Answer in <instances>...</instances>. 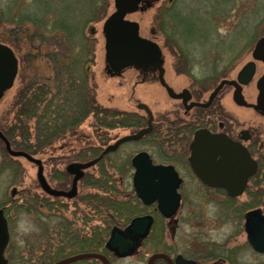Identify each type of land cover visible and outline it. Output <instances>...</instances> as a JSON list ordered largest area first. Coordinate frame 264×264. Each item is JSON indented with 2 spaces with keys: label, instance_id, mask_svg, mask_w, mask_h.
I'll return each instance as SVG.
<instances>
[{
  "label": "rangeland",
  "instance_id": "374dc122",
  "mask_svg": "<svg viewBox=\"0 0 264 264\" xmlns=\"http://www.w3.org/2000/svg\"><path fill=\"white\" fill-rule=\"evenodd\" d=\"M113 11V0H0V38L15 49L19 66L14 87L5 93L0 102V131L13 132L15 121V143L24 141L20 135V126L25 122L19 123L18 118L21 114L27 117L28 123L25 124L30 131L29 141L34 146L39 141H44V136L37 137L39 132L43 135L49 132L50 128L52 130L56 125L64 124L68 114L78 119L71 125L75 132L69 136L72 138L64 142L66 147L63 146V140L54 144L50 150L43 145L42 148L30 147L36 153L33 154L34 158L42 162L43 174L52 187L57 188L58 185L57 179L52 175L64 169L65 162L77 155L74 150L92 146L103 148L111 144L115 137L128 132L124 125L113 129L109 127V109L117 113L136 112V103H144L155 117H160L166 112L169 113L174 106V102L168 101L156 84H135L139 77L133 70L125 71L121 77L111 78L112 74L105 64L102 24ZM127 19L139 25L142 37L157 40L159 38L161 41L163 38H169L165 49L168 81L174 88L180 89L190 86L193 78L191 75H178L173 71L177 59L170 51L174 49L175 54L176 51L179 55L182 53L190 58V61L194 56L195 69L192 73L197 79L206 77L207 73L203 72L208 71L207 61L211 62L213 55L222 54V60L227 58L229 61L243 52V62H246L254 44L264 36V0H158L153 6H146L127 16ZM152 29L155 33H151ZM230 62L227 63L228 73L232 66L234 69L228 74V78L239 68H235L236 64L230 65ZM84 67L90 69V82L94 89L93 96L89 97L92 99L89 108L79 100L85 94ZM200 69L206 70L199 71ZM39 84L51 89L52 94L50 97L48 94L42 95L37 103L29 104L25 100L31 94L24 93V89L28 86L30 89H36ZM252 86L253 84L244 89L245 99L250 104L255 103L257 94V90H253ZM230 94L229 90L227 104L224 106L228 120L236 127V121L242 122L244 119L246 126L248 117H252L248 126L259 124L263 131L260 133L261 141L264 143V115L260 112L232 109ZM102 121L106 124L105 127L98 125V122ZM126 148H123L120 154L134 149L133 146ZM122 155L126 157V154ZM116 156L118 155H109L103 164L106 171L118 173L119 178L122 172L121 169L118 170V163L114 160ZM81 159L84 162L90 158L84 154ZM93 169H89L87 175L93 176ZM257 179L259 185L255 188L262 192L264 176L258 175ZM97 181L99 185H103L105 180H101L99 175ZM110 183L113 184L111 181ZM128 183L126 186H119L122 191L119 198H124V191H127L126 194L130 191V181ZM14 187L19 199L28 193L35 196L40 194L36 167L23 158L12 160L6 154L0 153V207H4L8 212H13V206L4 199ZM250 187L253 188L252 184ZM84 188L82 185L79 187L83 193L86 190ZM86 192L94 194L93 191ZM107 193V190L104 193L100 191L104 197ZM182 193L186 199L176 215L178 225L174 237L175 244L180 251L183 250L184 257L190 258L196 251L205 254L208 249L213 248L210 243L221 244L228 241L229 247L242 244L245 246L240 264H264V256L253 254L247 249L245 234L240 232L243 225L242 214L245 211L239 214L227 213L230 210H221L220 201L202 203L200 200H193L189 194L193 196L203 193L199 187H190L187 183ZM63 202H67L69 206L63 209L65 217L70 219L75 215V218H79L85 213V222L88 221V216L93 211L91 203L85 204L83 208L73 209V202ZM254 203H249L248 207H252ZM88 204H91L90 207H87ZM32 205L30 212L15 223L13 241L23 256L20 261L16 260L15 264H47L48 261H43L44 252L51 251L54 254L52 249L63 244V236L57 235L58 232L62 234L65 229L60 211L50 213L46 208L39 211L36 209L38 203L33 202ZM75 209L84 212H73ZM97 218L99 217L94 220ZM22 220L43 228L45 232L48 230L50 238L47 240L41 230L37 232L41 238L33 237L37 228L22 234L18 230V222ZM81 224L74 223L73 227ZM166 232L167 239L170 240L171 231L167 229ZM149 255L150 251L142 249L138 256L126 259L125 264H146ZM37 258H40V261L37 262ZM31 259L33 261H30ZM233 259L235 261V256ZM216 262L230 264L224 259H218ZM211 263L208 261V264Z\"/></svg>",
  "mask_w": 264,
  "mask_h": 264
},
{
  "label": "flooded vegetation",
  "instance_id": "af4514ba",
  "mask_svg": "<svg viewBox=\"0 0 264 264\" xmlns=\"http://www.w3.org/2000/svg\"><path fill=\"white\" fill-rule=\"evenodd\" d=\"M158 0H144L139 5V10L145 8L146 6L149 8L153 6ZM136 12V13H137ZM151 33H155V30L152 29ZM145 38V37H144ZM152 42H155L161 52L162 58V79L164 83L160 81V73L159 71H155L149 69L146 72L138 71L133 68L125 69L119 74H114L109 71L112 75L111 78L115 79L116 77H121L124 75L125 71L133 70L139 80L135 82V84H156L158 87L166 95L168 101H173L174 106L171 111L165 114H162L160 117H155L149 107L144 103H136V112H115L114 110H110V123L109 127L113 129L114 127H125V130L128 132L123 133L121 136H117L112 140V143L107 145L106 147L100 148L98 146H92L87 148H79L76 151L77 155L65 163V168L59 170L54 176V179H57L58 185L57 188L52 187L51 184L45 178L47 184L50 186L51 189L57 191H63L68 193L72 189V182L74 178V174H71L67 171V166L73 163H86L90 162L94 159L98 158V161L88 168L84 169L82 177L77 181L76 187L74 189L73 195L71 197L67 196H53L50 195L42 190L39 186L40 194H27L25 197L19 199V195L17 197V190L16 188H12L9 195H6L5 202L12 203L13 212L7 211L4 207H0V210L3 212V216L7 222V231H8V243L6 248L3 252V259H5L6 264H15L16 260H21L22 255L15 247V223L26 214L25 209L28 205L33 206L32 203H38V208L43 210L46 208L50 213H57L61 214V218L64 221L65 229L62 234L60 232L57 233L59 236H63L62 241L63 244L58 245L54 250V254L51 251H45L43 261L47 262V264H55L56 262L68 259L73 256H77L79 254H100L103 255L109 262V264H125L126 259L133 258L138 256L140 250L145 249L150 251V255L147 257L146 264H148L149 259L155 255L160 254L165 256V258H159L154 260L153 264H178L177 258L180 257L184 261H192L196 264H208V261H211V264H219L216 262L218 259H224L225 262L230 264H240L241 256L243 251H245V246L238 245V246H231L229 247L228 241H225L221 244L217 243H210L211 249H208L205 254H201L199 251L190 255V258L184 257L183 250L180 251L175 244V231L178 225V221L176 219V215L181 208V205L184 203L186 196L182 193L183 188L185 187L186 183L192 187H199L203 194L189 196L193 200H200L202 203L209 202V201H220L221 210H224L227 213L234 212V213H244L242 214L243 217V225L240 232L245 234L244 224H245V217L248 213L254 210H261L262 214L264 215V208L261 205H252V207L245 208V204L254 203L256 201L261 202L262 196L260 195L259 189L255 188L256 183L258 182L257 177L261 174L264 176V143L261 141L260 133L263 132L259 124L248 126V123L251 121L252 117H248L246 126L244 125V119L242 122L236 121L237 125L231 123L228 120V114L224 106L227 104L228 92L230 90V106L232 109L235 110H246L252 112H258L254 109V104L248 103L247 99L244 96V89L248 88L251 84H253V90H257V83L259 79L264 74V64L261 61H257L253 59V51L256 48L258 42L261 40L259 38L257 42L254 44V47L249 53L248 60L243 62V52L238 56H235L233 61L230 62L233 58L227 61V58L222 60L224 55L216 54L210 55L213 58L211 62L207 61V73L206 77L203 79H197L193 76V69H195V62L194 56L191 58L186 57L184 54H180L176 51V54L171 50L173 57H176V67L173 68V71L180 75H191L192 76V83L190 86H183L180 89L174 88L173 84L168 81V75L166 68L167 57L165 53L166 44L168 46L169 38H163V40H158L156 38H145ZM0 45L5 46L11 50L14 57L15 49L11 47L7 42L0 38ZM171 47V45H169ZM169 48V47H168ZM178 57H177V56ZM208 60V59H207ZM230 62V65H235V68L239 67L237 70L234 71V75L228 78V74H231V71L234 69V66L230 68V73H228V66L227 63ZM253 63L254 65V75L246 85H241V95L243 100L245 101L246 105H237L233 101V95L235 91V86L230 84L229 82L236 81L238 74L246 67V65ZM229 65V66H230ZM262 66V67H261ZM206 69L199 71H205ZM19 66L17 63V74L13 80L12 86L7 89L4 93L1 100L3 99L6 92L12 89L15 85V81L18 77ZM90 69L87 70L84 67V75L86 81L84 82V90L85 95L87 98L88 106L89 102L92 100L91 96H93L94 89L92 88L90 80L92 77L89 76ZM219 74V75H217ZM217 75V76H216ZM255 76L257 78L255 79ZM255 80V81H254ZM39 87H44V85L39 84ZM170 88L173 95L169 94L167 88ZM30 89V88H29ZM31 92L35 89H30ZM46 94H52V90L48 87H44ZM186 91V92H183ZM258 95L255 96L254 101L256 102V98ZM187 100H185L186 98ZM69 99V98H68ZM247 101V102H246ZM226 102V103H225ZM145 106L140 107V106ZM73 112V110H71ZM140 112V113H139ZM171 113V115H169ZM121 114V115H119ZM176 114V115H174ZM99 116V114H98ZM249 116V115H248ZM120 118V119H119ZM15 120V115H14ZM78 121L76 116H72L68 114L65 117V127L61 131V133H57L51 130V140L48 142L46 147L50 150L59 141L63 140L64 142L70 135H73L75 131H73V126L69 125L73 122ZM83 121V120H82ZM81 121V122H82ZM15 121H13V132L10 131H0V153L6 154V156L10 159L15 158H23L24 157H15L10 154L11 152L15 151H23L15 149ZM104 121L101 123L98 122L99 126H106L103 124ZM214 138L217 141H222V139L228 140L233 145L238 147H243L251 157L253 161L257 164L256 173L247 180V185L244 191L239 195H230L229 191L225 188H218L209 185L205 181H203L194 171V166L192 160L196 163V167H201V163L198 162L199 155L195 158L193 157V146L195 138ZM78 139V137H76ZM118 143L117 146H115ZM133 146L132 151H125L122 154H126V157H123L120 152L123 148ZM66 147V146H64ZM108 147H115L110 151H106ZM46 148V149H47ZM9 149V150H8ZM127 149V148H126ZM25 152V151H23ZM27 153V152H25ZM145 153L150 158L153 165H159L163 167H172L173 170L176 172L178 178L181 180L179 187L176 190L177 195L180 197V205L179 208L174 216L170 219H166L162 216V214L158 211L156 203H152L151 205H145L141 199L136 194L133 178L135 174V169L133 167V159L139 155ZM29 154V153H27ZM84 154L89 156L88 161H84L81 159ZM122 156H120V155ZM31 155V154H29ZM109 155H118L114 157L116 160V164L118 163V170L121 169V177H117L118 173H111L106 171V166H104L103 162ZM33 156V155H31ZM34 157V156H33ZM158 160H156V159ZM36 159V158H35ZM221 159V156H217L215 162L217 163ZM28 161L27 159H25ZM38 160V159H36ZM29 163L35 165L36 167V179H37V170L38 166L28 161ZM41 162V161H40ZM42 165V162H41ZM201 165V166H200ZM103 166V168H102ZM205 164L203 167H206ZM43 168V165H42ZM93 169L95 174L93 176L87 175V171L89 169ZM184 173V174H183ZM43 174V170H42ZM44 175V174H43ZM100 175L102 180L109 179L113 184H109L111 187V194L106 195L105 197L100 194L99 189V182L97 181V177ZM187 176V178H185ZM45 177V176H44ZM91 177V178H89ZM129 177V178H128ZM52 179V180H54ZM130 181L131 189L125 196L119 198V194L122 192L119 190V186H126L127 183ZM15 183V182H14ZM38 183V181H37ZM227 183V182H226ZM129 184V183H128ZM252 184L253 188L250 187ZM84 186L87 191H93L94 194H90L86 192H81L79 187ZM259 185V184H258ZM257 185V186H258ZM62 188V189H61ZM109 198V201L113 203V206H117L115 208L120 207V210H112L106 213L103 211L104 216L102 215V220L100 217L101 205L106 204V199ZM62 201H61V200ZM259 199V200H258ZM264 199V198H263ZM73 202V209L74 208H83L85 204L91 203V210L90 215L88 216V221L85 222V213L83 211L73 210V212H81V218L76 217L75 215L70 219L65 217L63 214V209L69 208L67 202ZM257 202V203H258ZM66 203V204H64ZM256 204V203H254ZM88 204L87 207H90ZM255 206V207H254ZM263 208V210L261 209ZM123 209V210H122ZM246 209V210H243ZM16 210V211H15ZM102 213V214H103ZM99 217L96 220L95 217ZM142 216H150L153 218V224L149 230L148 236L141 242L140 248L136 251L134 256L128 257L125 259L115 258L114 256H110L111 254L106 251V254L102 253L99 247V238L98 233L100 227L104 226V223L109 226V233L113 228L124 229L126 226L130 224V222L134 218L142 217ZM82 223L81 226L77 225L76 228L73 227L74 223ZM92 222V223H91ZM91 223V224H89ZM94 223V224H93ZM83 225V226H82ZM36 231L33 237L41 238V235H37L38 230H41L42 233L45 234L47 240L49 237L48 230L47 232L44 231L41 227H36ZM171 231V239H167V232L166 230ZM109 236V234H108ZM173 237V238H172ZM174 240V241H173ZM245 245L247 249L251 250L253 254L260 255L251 249L249 246L247 239H245ZM207 248V247H206ZM105 249V247H104ZM203 252V250H201ZM182 252L181 254H178ZM217 253L212 255L211 253ZM201 254V255H200ZM235 256V261L233 259ZM264 256V255H261ZM48 259V260H47ZM40 261V258H37ZM50 260V261H49ZM30 261H33L31 259ZM23 262V261H21ZM242 262V261H241ZM41 263V262H39ZM38 263V264H39ZM69 264H101L98 259H85L79 260L76 262H72Z\"/></svg>",
  "mask_w": 264,
  "mask_h": 264
},
{
  "label": "water",
  "instance_id": "95a60500",
  "mask_svg": "<svg viewBox=\"0 0 264 264\" xmlns=\"http://www.w3.org/2000/svg\"><path fill=\"white\" fill-rule=\"evenodd\" d=\"M144 0H113L114 11L102 24V33L105 39V64L108 69L119 74L128 68L146 72L149 69L159 71L160 81L162 79V58L157 44L139 35V25L127 20V16L136 13L139 5ZM253 59L264 64V36L258 42L253 51ZM17 74V60L11 50L0 45V99L3 93L12 86ZM254 75V65L250 63L238 74L237 80L229 82L235 86L233 101L237 105H246L241 95V85L249 83ZM167 88V87H166ZM169 94L174 96L171 89L167 88ZM258 96L254 109L264 114V74L257 83ZM186 92V91H183ZM175 97V96H174ZM186 98V97H185ZM187 100V98L185 99ZM144 107L145 106H140ZM118 143L115 145L117 146ZM115 147H108L110 151ZM9 150V149H8ZM10 154L15 157H24L38 166L37 180L42 190L53 196L71 197L74 193L77 181L82 177L83 170L98 161L94 159L86 163H73L67 166V171L74 174L72 189L66 193L50 188L42 174V165L39 160L30 155L15 151ZM199 155L198 162L201 167L193 166L195 173L206 183L218 188H225L230 195L241 194L247 180L257 170V164L251 159L243 147L233 145L228 140L217 141L214 138H195L193 146V157ZM221 159L216 163L217 156ZM206 167H203L204 165ZM135 174L133 178L134 188L137 196L145 205L156 203L158 211L166 219L174 216L180 205V197L176 190L181 180L172 167L153 165L147 154L142 153L133 159ZM227 182V183H226ZM153 224V218L142 216L134 218L124 229L113 228L105 244L107 251L115 258H127L133 256L141 242L148 236ZM244 229L246 239L253 251L264 254V215L257 209L248 213L245 217ZM7 224L0 210V264H6L3 259V252L8 243ZM98 259L101 264H109L108 260L100 254H79L68 259L56 262L55 264H69L79 260ZM165 258L160 254L153 255L148 264L154 260ZM178 264H196L192 261H184L177 258Z\"/></svg>",
  "mask_w": 264,
  "mask_h": 264
},
{
  "label": "trees",
  "instance_id": "16d2710c",
  "mask_svg": "<svg viewBox=\"0 0 264 264\" xmlns=\"http://www.w3.org/2000/svg\"><path fill=\"white\" fill-rule=\"evenodd\" d=\"M28 87H26V89H24V93H26L28 95L31 94V96H28V98L25 100L29 104L37 103L40 100V98L42 97V95H45L46 94V91L44 90V87H38V88H36L32 92H31V90ZM85 94L79 100H81L80 103L82 105H85L86 108H89L88 103H87V98H86L87 95H85ZM18 118H19V123H21V122L28 123L27 117H23V116H21V114L18 115ZM25 123L20 126V130L22 131V134H20V135H21V137H23V140L25 139L24 140L25 142L24 141H22V142L21 141L20 142H16L15 143V149L23 150V151H25V152L33 155V154H36V153H34L30 149V147H40V148H42V145H43V147H46V145L48 144V142L51 140V137H52L53 134L52 135L50 134L51 133V128H50L49 132H46V134H43L42 135L39 132L40 135H37V137L44 136L43 139H42L44 141L43 142L42 141H39V142H41V144H39V142H38V144L40 146L38 144H35L34 146H32L33 143L31 141H29L30 131H29V128H28L27 124H25ZM65 125H67V124H65V123L63 124L62 123V125L61 124L56 125L54 128H52V130L60 134L61 131L64 129ZM69 125H72V124L70 123ZM25 133L27 135L24 136ZM89 178H91V177H89ZM104 180L105 181L103 182V185H100L99 186V189H100V191L102 193H104V191L107 190V192H108L107 195L108 194L110 195L111 194V191H112L111 190V187L109 186L110 180L108 178L107 179H104ZM258 184H259V182L256 183V185H258ZM261 191L262 192H260V196H262L264 198V188ZM263 198H262V201L261 202H258V203L254 204V205H261L264 208V200H263ZM106 201H107V202H105L106 204L101 205V209H103V210L100 211V217L101 218H102V215L104 216V214H105V213H103V211H105L106 213H108L109 211H112V210H115V209H117V210H120L121 209L120 207L115 208L117 206H113V203H112V201L110 203L109 198H107ZM248 205H249L248 203L245 204V207L248 206ZM31 208H33V207L30 206V205H28V207L25 209V212L26 213L30 212ZM108 234H109V226L104 223V226L103 227H100L99 233H98L99 247H100V250H102V253L103 254L104 253L106 254V250L104 249V245H105V242H106V240L108 238Z\"/></svg>",
  "mask_w": 264,
  "mask_h": 264
},
{
  "label": "clouds",
  "instance_id": "9594fccd",
  "mask_svg": "<svg viewBox=\"0 0 264 264\" xmlns=\"http://www.w3.org/2000/svg\"><path fill=\"white\" fill-rule=\"evenodd\" d=\"M36 226L34 224H32L31 222H27V221H20L18 222V230L22 233V234H27L32 230H35ZM21 243H23V241H20Z\"/></svg>",
  "mask_w": 264,
  "mask_h": 264
}]
</instances>
